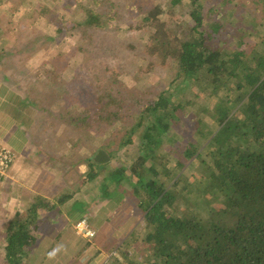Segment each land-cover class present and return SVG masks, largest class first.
Masks as SVG:
<instances>
[{
  "label": "trees",
  "instance_id": "trees-1",
  "mask_svg": "<svg viewBox=\"0 0 264 264\" xmlns=\"http://www.w3.org/2000/svg\"><path fill=\"white\" fill-rule=\"evenodd\" d=\"M107 1L91 0L93 8H84L85 16L72 28L79 34L77 49L86 65L85 88L67 94L58 82L48 87L55 98L82 95L90 103L80 114L67 116L68 126L85 125L87 131L97 126L109 132L98 146L109 160L85 159L79 185L100 180V204L109 203L114 214L137 210L145 222L143 238L128 236L120 245L109 246L114 248L113 255L105 264H264V35H252L254 44L232 35L236 43L230 49L224 47L227 41L222 37L228 33L223 11L213 5L206 8L203 0H188L193 26L187 33L162 20L165 10L181 6L184 0L156 4L131 0L105 9L102 5ZM222 3L225 8L236 6L234 0ZM256 3L263 5L264 0H256L254 10ZM122 9L132 20H140L138 29L147 34L149 43L118 40L121 30L115 22ZM206 15H214L212 23ZM51 21L62 35L64 27L57 19ZM123 49L133 52L132 58ZM116 56L146 62L144 72L132 76L134 85L107 72L106 61ZM170 65L173 75L168 87L153 92L139 87V79ZM194 88L200 93H226L227 99L219 103L220 108H203L200 117L192 109L198 95L193 96ZM186 92L192 98H184ZM170 143L179 154L174 165L162 152ZM130 145L135 146L134 158L128 159L125 152L124 162L117 161ZM188 169L199 170L200 177H187ZM74 195L69 187L56 198L64 205ZM83 206L81 214L74 215L76 205L67 209L72 220L82 216L75 224L82 219L92 223L95 218L94 207ZM36 212V206L30 207L26 217L16 214L9 223L1 264L36 262L32 254L38 231ZM57 218L58 224H65L62 216ZM60 243L51 246L39 264L55 262L52 251ZM133 248L141 250V263L128 256ZM77 256L79 252L65 264H73Z\"/></svg>",
  "mask_w": 264,
  "mask_h": 264
},
{
  "label": "rangeland",
  "instance_id": "rangeland-1",
  "mask_svg": "<svg viewBox=\"0 0 264 264\" xmlns=\"http://www.w3.org/2000/svg\"><path fill=\"white\" fill-rule=\"evenodd\" d=\"M130 1L108 0L107 4L104 2L102 6L105 9H109L112 3H115L117 7L130 3ZM134 1L143 2L142 0ZM222 1L203 0V3L206 8L213 5L216 10L223 11L224 19L222 22L224 23L225 33L229 35H226L227 37L222 35V40L227 41L224 47H229L230 49L236 43L234 38H232L234 41L231 39L232 35H237L238 38L241 36L246 42L252 44L256 42V39L251 37L252 35H264V3L263 5L256 3L254 10L253 4L256 0H234L236 3L235 8L233 4L225 8L226 6L223 5ZM150 2L156 4L162 2V0H150ZM188 4V0H184L181 6L173 10H165L162 20L171 26H176L178 29L183 28V32L187 33L193 26ZM84 8H93L91 0H0V56L2 58L9 57L12 55L11 53L14 54L16 52L12 48L17 47V52L15 53L17 55L12 56L17 61V73L10 72V74L17 76V80L22 83L21 86L23 85L22 88L29 90L32 94L30 98H51V101H46V113L41 112L39 119L44 118L48 124L49 132L53 131L52 135L48 133L49 136H47L49 147L54 145V152L52 153H54L55 159L51 160L53 161L52 164L59 167L52 169V173L56 174L52 180L55 183L48 185L49 190L53 193L66 191L68 186L75 184L74 182L78 176V173L72 170L69 176H64L62 179L57 174V169L61 170L60 167H64L67 160L76 162L80 159L81 162L84 158L88 159L94 157L99 151L102 152V150L98 149V146L103 144L109 134V132L99 131L97 126H92V121L90 123L92 128L89 131L86 130L87 127L85 128V125L81 128L68 126V117L80 114L90 103H88L86 98L85 100L81 98L82 95H80V98H78L79 96L77 98H55L52 89L48 88L49 85L52 86L55 82L60 84L61 92L66 91L67 94H69V91L79 92L85 88L82 85V77L87 73L86 65L83 64V54L77 49L79 34L72 29L85 16ZM122 10L123 12H119L115 22L121 30L118 34V40L124 41L125 44H136L138 41L140 43H149L147 34L138 29L141 26L140 20H132V15L128 14L124 9ZM207 18V21L212 23L211 18H214V15H208ZM53 19H57L61 26L64 27L62 35L57 33L56 26L51 21ZM131 26L136 29L131 30ZM16 28L17 40L14 35ZM237 28L241 29L237 30ZM123 52L131 53L129 58H132V54H134L124 49ZM245 62L246 65L251 64L248 59ZM4 63L5 69L3 72L9 73V67L6 65L7 60ZM106 63L107 72L116 73L120 76L119 81L129 86L134 85V82H136L131 79L132 76L139 71L143 73L146 68V62H142L138 58L129 61L116 56L110 58ZM172 75V65L165 69L157 67L154 72L139 79L137 82H139V87L142 90L148 88V91L153 92L157 88L162 90L168 87L172 80ZM192 92L193 96L198 94L194 99L193 113L200 117H202L203 108H209L210 110L216 107L220 108L219 103H225L227 99L226 93H215L212 90L200 93L197 88H194ZM189 94V92H186L183 97L186 99L192 98ZM51 112H53V116H50ZM187 133H191V131L188 130ZM25 139L30 141L32 138L26 134ZM170 144L162 152L170 159V165H174L179 158V154L176 151V147L172 143ZM24 146L29 147L28 145ZM125 152L128 154L127 158L132 160L136 155L135 146L130 145L123 149L120 155L117 156L119 158H117V161L124 162L123 156ZM23 159L21 158L20 161H23ZM113 163L115 164V160ZM185 173L189 178L193 176V179L201 175L197 169H188ZM99 181H93L87 184L84 189L80 188L79 190V185L76 184L74 186V189L76 188L75 193L78 197H82L85 200L81 199L76 203H72L76 205L77 209L74 215L75 213L81 214V208L85 207L83 206L84 204H86L88 210L94 207L95 218L93 222L90 223L86 220L91 230L95 233L94 237L85 239L77 235L74 230L76 224H74V226L68 228L67 232H64L63 237L56 239V235L60 230L58 227L62 224L57 226V228L54 227V229L48 227L43 232L45 238L54 244L61 243L60 246H56L52 251L57 256L55 262L43 264H65L68 260H72L77 252H79V256H77L73 264H105L113 255L112 251L114 248H109V246L120 245L128 236L132 240L143 238L146 230L144 229L145 222L142 214L137 210H130L126 213L119 212L111 215L113 211L111 205L105 201L101 204L99 203L101 200L97 188ZM193 188L189 184L188 189L193 190ZM77 196L75 195V199L78 198ZM193 200L190 201L195 202V199ZM12 216L13 214H8V211L5 213L0 204V264L4 258V233L8 222L12 220ZM109 216L111 220L104 222V219ZM133 232L134 235H131ZM105 245L108 246L106 247ZM34 249L36 250V247ZM99 254L101 255L99 256ZM127 254L132 261L136 263L142 262L143 254L141 250L129 249ZM116 258L122 262V258L119 255ZM34 260L36 262L33 264H39L41 259L35 257Z\"/></svg>",
  "mask_w": 264,
  "mask_h": 264
},
{
  "label": "crops",
  "instance_id": "crops-1",
  "mask_svg": "<svg viewBox=\"0 0 264 264\" xmlns=\"http://www.w3.org/2000/svg\"><path fill=\"white\" fill-rule=\"evenodd\" d=\"M14 35L17 40V28L14 30ZM12 49L17 52V47ZM15 53H11L12 55L6 58L0 56V116H3L0 118V145L7 147L14 154L13 164L0 187V204L5 213L8 211V214H13L10 222L15 219L16 214L18 217H26L27 210L30 207L36 206L38 210L36 212L38 231L36 232V243L34 245L36 250L33 248L32 254L34 258L41 257L40 259H42L46 255V251L51 246H54L53 242H49L45 238L44 230L48 229V227L51 229L57 228L60 225L58 224L59 219L57 215L62 216L65 219V224L63 223L58 227L60 230L56 236L60 233V236L63 237L64 232L68 230L66 224L68 228L72 227L76 219L82 217L76 216L72 220L67 212L68 207L76 200L85 199L78 197L75 193L78 198L75 199L74 195L70 201L64 205H60L56 197L65 194L66 191L53 193L48 188V185L50 186V184L55 183L52 180L56 174L52 173V169L59 167L52 164L53 161H51L55 159L54 153H52L54 152V145L49 147V144H47L48 133L52 135L53 131L49 132L47 122L44 118L40 120L39 114L41 112L46 113V101H51V98H30L32 94L29 90L22 88L23 85L21 86L22 83L17 80V76L12 73L10 74V72L17 73V61L12 57L17 55ZM5 60H7L6 65L9 67V73L3 72ZM51 104L53 105V103ZM50 116H53V112H51ZM26 134L32 138L30 141L25 139ZM24 145H28L29 147H25ZM99 152L96 153L93 160H106L104 156L99 155ZM21 158H24L23 161H20ZM84 162L85 158L81 162L80 159L76 162H69L67 160L64 167H60L61 170L57 169L56 172L62 179L64 176H69L72 170L78 173L77 179L74 182L75 184L68 186L66 190L69 187L74 189L76 184L79 185L78 177L86 171ZM86 185H79L78 190L80 188L84 189ZM93 210L95 209L93 208ZM115 214L112 211L111 215ZM110 218V216L106 217L104 222H108ZM10 222H8L7 228Z\"/></svg>",
  "mask_w": 264,
  "mask_h": 264
},
{
  "label": "built area",
  "instance_id": "built-area-1",
  "mask_svg": "<svg viewBox=\"0 0 264 264\" xmlns=\"http://www.w3.org/2000/svg\"><path fill=\"white\" fill-rule=\"evenodd\" d=\"M14 154L7 147L0 145V187L2 186L7 174L13 164ZM77 235L85 238L92 239L95 235L91 230L86 220L78 222L75 227Z\"/></svg>",
  "mask_w": 264,
  "mask_h": 264
},
{
  "label": "water",
  "instance_id": "water-1",
  "mask_svg": "<svg viewBox=\"0 0 264 264\" xmlns=\"http://www.w3.org/2000/svg\"><path fill=\"white\" fill-rule=\"evenodd\" d=\"M100 154L99 155H101V156H104V158L106 159V160H108V157H107V155L104 153V152H99ZM97 162H104V161H106V160H99V159H95Z\"/></svg>",
  "mask_w": 264,
  "mask_h": 264
}]
</instances>
